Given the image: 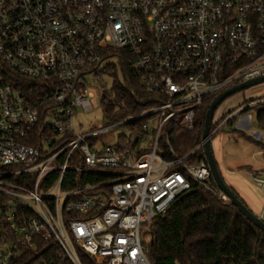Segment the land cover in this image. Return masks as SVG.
<instances>
[{
	"label": "built area",
	"instance_id": "2783aa9c",
	"mask_svg": "<svg viewBox=\"0 0 264 264\" xmlns=\"http://www.w3.org/2000/svg\"><path fill=\"white\" fill-rule=\"evenodd\" d=\"M114 50L131 55L155 106L83 129L95 97L85 76L118 62ZM261 77L264 0H0V210L14 237L1 232L0 264L35 237L52 239L69 264H150L152 221L210 177L205 161H189L201 144L163 157V129L175 119L192 131L207 98ZM141 118L148 152L120 137L104 145V133Z\"/></svg>",
	"mask_w": 264,
	"mask_h": 264
},
{
	"label": "trees",
	"instance_id": "16d2710c",
	"mask_svg": "<svg viewBox=\"0 0 264 264\" xmlns=\"http://www.w3.org/2000/svg\"><path fill=\"white\" fill-rule=\"evenodd\" d=\"M110 54L118 57L117 65L121 78L114 77L109 88L97 83L104 126L128 120L155 106L154 96L149 95L142 87L130 62L131 55L122 50H114ZM109 70L104 68L97 72L95 77L106 75ZM214 98L209 97L203 102L195 115L192 131L187 132L179 128L175 119L166 124L159 138V149L165 159L185 156L201 144L204 117ZM256 108V124L258 130L264 133V103L256 105ZM147 120L141 118L121 126L130 134L128 138L120 137L121 143L126 149L136 150L138 155L149 150L139 148L140 141H149L148 137L152 134L142 129ZM232 121L233 119H230L225 125ZM247 139L259 147L264 164V144L252 138ZM213 157L215 159L214 153ZM199 160L206 162L202 147L189 158L191 162ZM215 161L221 174L217 160ZM221 177L246 207L235 191L227 185L222 174ZM219 196L220 192L209 177L204 186L192 183L190 189L178 198L163 216L156 217L151 223V234L146 246L150 264H264V233ZM1 232L5 233L10 241L14 240L3 222ZM32 243V248L18 245V256L13 258L12 264H69L52 239L35 237ZM80 257L87 263L85 257Z\"/></svg>",
	"mask_w": 264,
	"mask_h": 264
},
{
	"label": "rangeland",
	"instance_id": "374dc122",
	"mask_svg": "<svg viewBox=\"0 0 264 264\" xmlns=\"http://www.w3.org/2000/svg\"><path fill=\"white\" fill-rule=\"evenodd\" d=\"M104 68L110 69L106 75L99 76L98 78L94 77L93 74L85 76L88 83L91 85L95 97L92 110L79 116V123L82 125L83 129L93 128L99 130L105 127L104 117L99 102L100 89L97 83H101L109 88L114 77L120 79L121 76L115 58L103 60L97 70L100 72ZM263 103L264 83L230 96L224 100L214 112L211 124L212 131L224 117L227 118L228 115H231L233 112L244 108L232 118L233 121L230 122V124H224L211 136L210 144L214 155H219V158L223 163H226V165L231 166L236 165V163H241V165H257V167H259L261 162L263 163L262 156L259 154V147L253 141L247 139L252 138L264 144V133L258 130L256 124V105ZM247 104L253 105L252 107H247ZM211 130L210 132H212ZM103 135L105 146H114L119 137L128 138L130 136L124 127L112 129ZM142 147L146 148V146ZM2 216L3 213L0 210V236Z\"/></svg>",
	"mask_w": 264,
	"mask_h": 264
},
{
	"label": "water",
	"instance_id": "95a60500",
	"mask_svg": "<svg viewBox=\"0 0 264 264\" xmlns=\"http://www.w3.org/2000/svg\"><path fill=\"white\" fill-rule=\"evenodd\" d=\"M264 83V77L261 78H256L241 84H238L236 86H233L224 92L220 93L218 96L214 98V100L210 103V105L207 108L205 117H204V122H203V131H202V136H201V147L203 149V154L206 160V164L210 173V177L215 183L218 191L220 192L221 195H223L229 205L234 206L238 212L246 219L248 220L254 227L259 229L264 233V221L252 214L238 199L237 197L233 194V192L226 186L224 183L220 172L218 171L216 161L213 157V153L211 150V144H210V139H211V132H210V127L212 124L213 120V115L218 106L227 98L230 96L242 92L246 89H249L251 87H254L256 85Z\"/></svg>",
	"mask_w": 264,
	"mask_h": 264
},
{
	"label": "crops",
	"instance_id": "0c3cea01",
	"mask_svg": "<svg viewBox=\"0 0 264 264\" xmlns=\"http://www.w3.org/2000/svg\"><path fill=\"white\" fill-rule=\"evenodd\" d=\"M259 154L262 156L261 151ZM214 156L227 185L235 191L248 210L264 221V189L254 186L250 176L254 172L264 178V164L261 162L259 167L241 165V163L230 166L223 163L219 155Z\"/></svg>",
	"mask_w": 264,
	"mask_h": 264
}]
</instances>
